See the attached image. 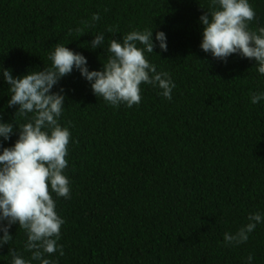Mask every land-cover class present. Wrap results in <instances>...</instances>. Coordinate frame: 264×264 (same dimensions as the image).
Instances as JSON below:
<instances>
[{
  "label": "trees",
  "instance_id": "16d2710c",
  "mask_svg": "<svg viewBox=\"0 0 264 264\" xmlns=\"http://www.w3.org/2000/svg\"><path fill=\"white\" fill-rule=\"evenodd\" d=\"M249 2L255 29L264 25V0ZM208 10V0H0V66L14 76L49 67L58 43L100 70L107 55L87 47L94 35L104 33L105 44L132 30L167 36L166 52L146 55L173 79L170 101L142 84L139 105L112 107L76 70L53 88L64 89L59 123L71 132L70 197L51 193L65 220L64 255L51 254L54 264H244L249 255L264 264V223L245 243L223 241L250 213H264V101L250 102L264 92V76L254 60L223 62L200 49L199 17ZM9 95L0 80V117L26 123L7 107ZM10 233L0 264H11L9 248L31 257L25 231L16 224Z\"/></svg>",
  "mask_w": 264,
  "mask_h": 264
},
{
  "label": "clouds",
  "instance_id": "9594fccd",
  "mask_svg": "<svg viewBox=\"0 0 264 264\" xmlns=\"http://www.w3.org/2000/svg\"><path fill=\"white\" fill-rule=\"evenodd\" d=\"M209 10L199 17L202 26L200 49L217 60L227 62L228 57L238 55L255 61L256 71L264 76V25L255 29L250 23L256 11L249 0H208ZM98 13L92 20L99 21ZM154 29L132 30L120 39H110L105 44L104 33L94 35L92 50L102 48L107 55L102 69L89 70L87 58L80 52L56 44L48 55L51 62L43 70L28 71L14 76L10 69L0 66V80L8 85L10 92L7 107H15L16 115L27 119L17 125L15 119L5 122L0 117V248L10 245L13 236L10 229L18 224L26 233L25 249L31 253L23 258L9 248L11 264H54L48 257L53 253L64 255L60 240L61 226L65 220L56 211L57 198L70 197L69 178L64 174L68 166V145L71 132L59 123L65 108L64 89L53 91L59 81L78 71L91 86L98 98L112 107L126 105L128 108L141 102V85L158 89V95L172 99L175 83L170 74L157 71L146 54L155 48L168 50L167 36ZM264 101V92L250 95L252 104ZM28 114H32L28 118ZM13 134L18 138L9 146ZM248 222L236 232H225L226 246L247 242L258 224L264 223V213H250ZM244 264H254L249 255Z\"/></svg>",
  "mask_w": 264,
  "mask_h": 264
}]
</instances>
